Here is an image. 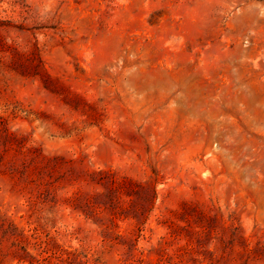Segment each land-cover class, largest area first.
Wrapping results in <instances>:
<instances>
[{
    "label": "rangeland",
    "instance_id": "rangeland-1",
    "mask_svg": "<svg viewBox=\"0 0 264 264\" xmlns=\"http://www.w3.org/2000/svg\"><path fill=\"white\" fill-rule=\"evenodd\" d=\"M0 264H264V0H0Z\"/></svg>",
    "mask_w": 264,
    "mask_h": 264
}]
</instances>
